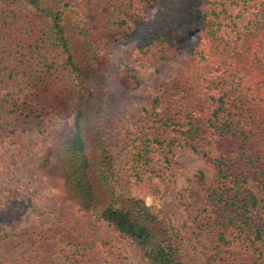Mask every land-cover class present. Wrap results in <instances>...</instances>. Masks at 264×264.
<instances>
[{"label":"trees","instance_id":"trees-1","mask_svg":"<svg viewBox=\"0 0 264 264\" xmlns=\"http://www.w3.org/2000/svg\"><path fill=\"white\" fill-rule=\"evenodd\" d=\"M95 1L106 5L104 23L115 31L117 43L131 42L143 54L155 39L183 47L192 69L188 91L179 98L180 108L173 115L160 114L155 97L148 112L152 130L132 139L125 162L110 127L118 102L114 72L103 63V46L75 2L0 0V52L23 79V95L11 102L13 109L40 126L64 96L73 120L56 147L60 171L81 205L129 239L143 264L195 263L184 259L180 228L120 188L121 168L128 163L127 169L137 173L147 167L154 143L196 150L194 142L203 138V115L218 150L213 183L199 174L210 206L205 227L213 249L254 253L253 263L264 264V200L252 188L264 184V77L260 74L264 72V4L258 2L244 22H232L236 36L226 37L220 29L231 14L222 0ZM230 94L234 95L232 117L230 111L225 115ZM246 98L259 110L250 125L242 120ZM98 185L103 194L98 193ZM53 239L61 242L55 235ZM47 244L34 248L36 261L27 255L21 264L82 262L68 251L55 262L58 258L48 256Z\"/></svg>","mask_w":264,"mask_h":264},{"label":"rangeland","instance_id":"rangeland-1","mask_svg":"<svg viewBox=\"0 0 264 264\" xmlns=\"http://www.w3.org/2000/svg\"><path fill=\"white\" fill-rule=\"evenodd\" d=\"M73 1L91 23L103 46V63L114 72L118 102L110 127L126 162L132 139L152 130L148 113L153 108L152 100L159 98L156 110L160 114L173 115L180 108L179 98L190 86V58L185 56L183 47L161 43L158 39L145 54L131 42L129 45L117 43L115 31L104 23L105 4L99 5L95 0ZM222 1L231 14L220 29L226 37L236 36L234 29L231 30L232 22H244L258 2L264 4V0ZM260 74L264 77V72ZM22 85L18 68L0 52V264H21L27 255L34 260L35 247L42 242H49L47 254L50 258L57 257L55 262L68 251L81 257L79 264H143L129 239L96 220L92 211L81 205L60 171L56 147L61 132L68 129L73 120L64 106V96L45 114L42 124L36 126L28 118L19 116L11 105L23 95ZM233 98L231 94L227 97L225 111V115L230 111L231 117L235 114ZM246 99L243 108L247 105L248 108L242 120L250 125L259 110ZM200 119L203 138L194 142L196 150L187 145L168 147L154 143L147 167L131 173L125 163L121 168L122 178L117 182L127 194L139 197L167 222L180 228L187 262L254 264L257 257L254 253L216 252L206 231L209 217L206 209L210 210V206L200 186L199 174L203 173L206 183H213L218 150L217 144L211 141L205 117L200 115ZM97 188L98 193L103 194L104 188L100 185ZM252 188L259 199L264 200V184H252ZM14 202L18 204L14 206ZM52 235L61 242L50 241Z\"/></svg>","mask_w":264,"mask_h":264}]
</instances>
